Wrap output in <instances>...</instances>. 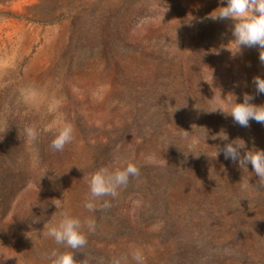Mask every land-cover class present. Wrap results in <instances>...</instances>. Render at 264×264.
Instances as JSON below:
<instances>
[{"label": "rangeland", "instance_id": "374dc122", "mask_svg": "<svg viewBox=\"0 0 264 264\" xmlns=\"http://www.w3.org/2000/svg\"><path fill=\"white\" fill-rule=\"evenodd\" d=\"M219 6L218 0H0V264H47L53 249L71 251L43 227L65 210L97 222L74 257L81 264L124 256L134 264V247L146 264H185L189 241L207 243L202 257L209 261L196 259L200 264H264V181L222 151L216 156L223 133L264 148V125L250 121L245 128L208 112L219 89L222 98L233 93L240 103L247 93L264 104L252 83L264 79V64L255 47L238 53L231 21L207 18ZM22 89L34 95L25 100ZM60 119L72 124L74 138L56 152L50 145ZM28 128L37 130L34 141ZM124 162L140 176L115 200L104 198L111 208L89 213L87 177ZM212 169L217 177L242 176L235 207L246 212L236 226V208L211 219L194 208L208 193L203 181ZM162 199L169 201L167 214ZM117 217L130 227L117 230Z\"/></svg>", "mask_w": 264, "mask_h": 264}, {"label": "clouds", "instance_id": "9594fccd", "mask_svg": "<svg viewBox=\"0 0 264 264\" xmlns=\"http://www.w3.org/2000/svg\"><path fill=\"white\" fill-rule=\"evenodd\" d=\"M218 3L223 6L217 7L209 13L207 18L213 21H231V42L238 53L242 47H255L259 51L260 62L264 64V0H218ZM252 83L257 93L264 94V79L255 76ZM30 95H34L31 90H21V96L25 100ZM217 99L218 102L213 101L211 110L208 112L220 111L226 116H231L236 124L245 128L250 126V121L264 125V104L252 103L251 101L254 99L252 95L243 94L242 102L238 103L235 94L227 93L222 98V91L219 89ZM57 125L50 147L56 152H62L65 146L73 141L74 129L72 124L63 119L58 120ZM50 128L51 126L46 127L45 131L50 130ZM25 131L31 140L36 139L37 130L35 128H28ZM184 133L185 138H187L189 132L184 131ZM219 139L227 141L228 136L223 133V138L219 137ZM221 151L225 159L238 163L240 168L247 169V165L250 164L259 180L264 181V150L255 147L248 148L243 139L237 138L226 143L223 149H216V156ZM242 151L243 154H241ZM139 176L140 169L131 162H124L112 169L100 167L87 177L90 198L84 202L83 207L89 213L111 208V200L104 198L110 197L115 200L119 196V190L127 187L130 178H138ZM43 227L46 228V235L52 238L57 245L71 249V251L53 249L45 256L47 264H81L74 257L77 250L86 247L88 243L87 234L95 233L97 222L94 217H85L82 220L65 210L61 211L57 222L48 223ZM130 256L131 262L134 264H146V258L139 248H132ZM100 264L103 262L101 261ZM111 264H130V262L128 257L124 256L114 258Z\"/></svg>", "mask_w": 264, "mask_h": 264}, {"label": "trees", "instance_id": "16d2710c", "mask_svg": "<svg viewBox=\"0 0 264 264\" xmlns=\"http://www.w3.org/2000/svg\"><path fill=\"white\" fill-rule=\"evenodd\" d=\"M233 141V138L229 137L228 140L225 142L229 143ZM253 147L258 148V149H262L263 147H261L260 145L254 144ZM264 150V148L262 149ZM36 152L37 154L41 155V152H44L43 150V146L37 145L36 146ZM243 153V151H242ZM188 157L183 156L182 160H187ZM194 162H197L196 159H193ZM231 161V160H229ZM228 163V162H226ZM229 163H233V161L229 162ZM248 167H251V165H247ZM226 172L229 171H223V178L222 177H217L215 174V171L209 170L206 172V179H204V183L205 185H207L208 188V193H206V195L202 198V201L200 203H198L196 206H194L195 210L197 212H202V215L207 218V219H211V218H215L217 215H219L221 213V215L223 216L224 212H225V208L226 207H232L236 208L235 210V219H234V224L236 226V224L238 223V221L240 220V214L242 212H246L245 208H240V207H235V204L238 202V200L236 199V195L239 193V191L241 190V184L239 185L238 181H241L242 176H239L237 174L239 173H232L229 177L226 176ZM231 172V171H230ZM230 174V173H229ZM201 183V182H200ZM202 186V184H200ZM204 189V188H202ZM204 203L203 206H200V204ZM216 204H218L217 206H215ZM160 207L162 208L163 212L165 214H167L169 212V201L166 199H162L161 203H160ZM227 214H225L224 216H226ZM118 218V217H117ZM103 219L109 223L112 224L113 220L109 217H103ZM119 220H117L118 224L121 223V225H118L116 223H114V226L117 230L121 229V228H128L130 227L129 221L125 218L122 217L120 220V217L118 218ZM212 223H216V222H212ZM219 225L221 224L220 222H218ZM201 225H204L203 221L201 222ZM249 226V225H248ZM254 226V223L250 224V228H252ZM238 229H240V227H238ZM244 230V228H243ZM242 230V231H243ZM212 231H214V228L212 227L210 229V236H212ZM260 232H263L264 229L259 230ZM236 231L234 233H232V238L235 239L234 237L236 236ZM238 237V236H237ZM212 239V237H211ZM207 245V243H202L200 241H198V243H193V241H189L188 242V246L186 244V248L183 250L184 252V257H185V264H200L198 263V261H196V259H204L205 261H209V258L207 256H204V252H206L205 247ZM198 248V250H195V253H193V249ZM188 248V250H187ZM203 248V249H202ZM215 249V248H214ZM216 250H220V249H216ZM196 256H198L196 258ZM258 261V260H257ZM83 264H100V263H94L93 261H91L90 259L88 261H86L85 263L83 262ZM105 264V263H103ZM108 264V263H107Z\"/></svg>", "mask_w": 264, "mask_h": 264}]
</instances>
